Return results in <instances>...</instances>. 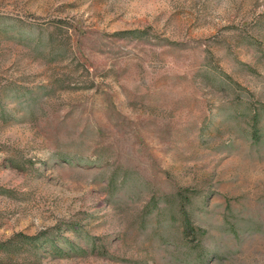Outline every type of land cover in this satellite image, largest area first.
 <instances>
[{"label": "rangeland", "instance_id": "rangeland-1", "mask_svg": "<svg viewBox=\"0 0 264 264\" xmlns=\"http://www.w3.org/2000/svg\"><path fill=\"white\" fill-rule=\"evenodd\" d=\"M0 264H264V0H0Z\"/></svg>", "mask_w": 264, "mask_h": 264}, {"label": "trees", "instance_id": "trees-1", "mask_svg": "<svg viewBox=\"0 0 264 264\" xmlns=\"http://www.w3.org/2000/svg\"><path fill=\"white\" fill-rule=\"evenodd\" d=\"M184 229L187 230V231L192 229L191 226H190V222H189L188 218L185 220Z\"/></svg>", "mask_w": 264, "mask_h": 264}]
</instances>
